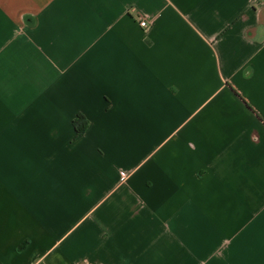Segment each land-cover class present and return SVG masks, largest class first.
Wrapping results in <instances>:
<instances>
[{
    "label": "crops",
    "instance_id": "0c3cea01",
    "mask_svg": "<svg viewBox=\"0 0 264 264\" xmlns=\"http://www.w3.org/2000/svg\"><path fill=\"white\" fill-rule=\"evenodd\" d=\"M0 264H264V0H0Z\"/></svg>",
    "mask_w": 264,
    "mask_h": 264
},
{
    "label": "trees",
    "instance_id": "16d2710c",
    "mask_svg": "<svg viewBox=\"0 0 264 264\" xmlns=\"http://www.w3.org/2000/svg\"><path fill=\"white\" fill-rule=\"evenodd\" d=\"M72 124L74 127V132H75V137H78L82 134H84V132L86 131L87 127H88V121L87 119L81 115L78 114L73 120H72ZM25 242L22 243L19 247L18 250H21L24 246H25Z\"/></svg>",
    "mask_w": 264,
    "mask_h": 264
},
{
    "label": "built area",
    "instance_id": "2783aa9c",
    "mask_svg": "<svg viewBox=\"0 0 264 264\" xmlns=\"http://www.w3.org/2000/svg\"><path fill=\"white\" fill-rule=\"evenodd\" d=\"M139 24H140L142 27H145V26L147 25V23H146V19H141V20L139 21Z\"/></svg>",
    "mask_w": 264,
    "mask_h": 264
}]
</instances>
